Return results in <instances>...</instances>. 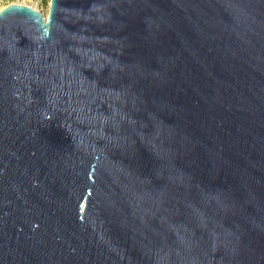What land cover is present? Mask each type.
Returning a JSON list of instances; mask_svg holds the SVG:
<instances>
[{
    "label": "water",
    "instance_id": "water-1",
    "mask_svg": "<svg viewBox=\"0 0 264 264\" xmlns=\"http://www.w3.org/2000/svg\"><path fill=\"white\" fill-rule=\"evenodd\" d=\"M0 264H264V0L0 11Z\"/></svg>",
    "mask_w": 264,
    "mask_h": 264
},
{
    "label": "rangeland",
    "instance_id": "rangeland-1",
    "mask_svg": "<svg viewBox=\"0 0 264 264\" xmlns=\"http://www.w3.org/2000/svg\"><path fill=\"white\" fill-rule=\"evenodd\" d=\"M50 0H0V11L11 5H22L32 8L47 17L49 13Z\"/></svg>",
    "mask_w": 264,
    "mask_h": 264
}]
</instances>
